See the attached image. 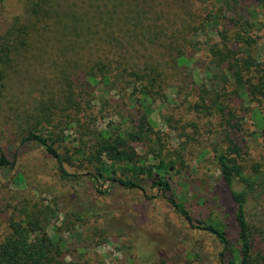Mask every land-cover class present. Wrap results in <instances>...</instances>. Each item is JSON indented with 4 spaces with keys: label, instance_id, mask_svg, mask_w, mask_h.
Masks as SVG:
<instances>
[{
    "label": "trees",
    "instance_id": "obj_1",
    "mask_svg": "<svg viewBox=\"0 0 264 264\" xmlns=\"http://www.w3.org/2000/svg\"><path fill=\"white\" fill-rule=\"evenodd\" d=\"M164 1L168 0H38L26 9L24 23L0 32V100L34 41L44 45L47 55L51 51L64 60L59 73L67 89L57 99L55 109L66 118L72 117V108L76 111L67 126H81L80 114L92 109L98 98L103 113L110 102L103 100L101 87L107 93L115 91L123 100L116 104L136 110L132 114L136 117L134 124L126 128L112 121L98 129L89 123L93 112L85 115L89 121L83 124L85 131L75 146L74 157L86 163V172L73 174L66 169V161L70 163L72 156L63 157L56 147L57 125L53 120L59 118V113L50 106H43L41 112L36 106L25 127L16 132L20 146L34 144L55 159L56 170L67 186L88 176L98 193L108 194L109 186L144 190V184L149 183L192 228L219 240L224 247L220 255L226 262L230 241L225 226L196 218L173 191L169 174L177 170L178 160L167 157L164 149L151 152L155 154L153 160L138 152V144L161 143L150 107L160 100L169 101L171 79L180 80L177 85L182 82L175 76L181 72L177 66L190 61L186 52L190 35L209 29L219 39L209 49L211 60L206 73L210 85H199L201 96L193 107L214 122L207 152L214 156L220 179L236 206L240 264H264V246L257 241L259 228L248 212L254 201L255 207L264 203V171L259 164L245 162L238 139L244 125L234 104L236 100L241 106L249 104L248 112L260 120L258 127L264 139L262 114L258 106L251 107L264 100V68L251 54L257 40L249 35L258 24L255 14L264 17V0H176L168 10ZM197 3L205 11L199 25L180 12L185 4L188 8L184 11L191 13L192 5ZM240 44L245 48L239 50ZM162 51L164 58L155 57ZM241 53H247V57ZM82 103L88 107L83 108ZM121 111L116 107L114 113L122 119ZM15 167L0 142V182ZM23 177L18 174L16 178ZM12 208L10 216H0V264H69L65 261L66 241L54 221L62 215L69 226L77 229L94 217L79 205L63 211L56 204L44 207L29 199Z\"/></svg>",
    "mask_w": 264,
    "mask_h": 264
},
{
    "label": "rangeland",
    "instance_id": "obj_2",
    "mask_svg": "<svg viewBox=\"0 0 264 264\" xmlns=\"http://www.w3.org/2000/svg\"><path fill=\"white\" fill-rule=\"evenodd\" d=\"M37 1L0 0V32L5 33L17 23H24L26 9ZM175 2L164 1V8L170 9L168 7L174 6ZM187 8L184 4L181 15L199 25L205 11L199 3L192 5L191 13L185 12ZM254 20L258 24L249 35L257 40V45L251 54L264 68V17L255 14ZM190 36L189 47L186 48L190 61L182 66L175 65L181 69L175 75L181 78V85H177L180 80L171 79L173 87L167 89L169 101L160 100L150 107L153 110L152 119L157 123L156 130L161 132V143L156 146L138 144V152L145 159L153 160L155 154L151 152L164 149L167 157L178 160L177 170L169 174L176 197L199 220L225 226L230 241L225 261L234 260L240 264L236 206L220 179L214 156L207 152L214 122L193 107L201 96L199 85H210V77L206 73L211 60L209 49L219 39L209 29L197 30ZM241 47L245 48L240 44L239 50ZM30 50L12 73L7 93L0 100V142L7 156L16 163L15 169L2 177L0 182L1 218L10 216L12 206L25 199L38 201L44 207L56 204L63 211L79 205L82 211L85 209L94 214L91 223L77 229L69 226L62 215L54 221L66 241L65 261L69 264H226L220 255L224 247L219 240L208 232L192 228L149 183L144 184V190H128L106 184L104 186H109V193L100 194L88 176H83L78 178L79 182L71 184L75 187L72 188L62 183L56 170L57 162L42 148L34 144L20 146L16 132L24 128L35 114L36 106L39 112L43 106H50L59 113L55 109L59 103L57 99L67 89L59 73L64 62L62 55L55 57L51 51L47 55L44 45L36 41ZM163 52H157L155 57L164 58ZM240 56L247 57V53ZM101 88L103 100L110 102L103 113H100L102 102L97 97L98 101L91 105L93 108L80 114L81 126H67V121L75 116L73 108L71 118L59 113V118L53 120L57 125L54 132L58 138L56 147L59 153L63 157L72 156V161H66L65 165L70 173L80 174L87 170L86 163L74 157L75 146H78L85 131L83 124L89 121L85 115L93 112L89 123L95 124L98 129L105 128L112 121L126 128L134 124L136 117L132 114L136 110L130 111L122 104H116L123 102L117 93H107ZM234 104L244 125L238 139L243 147L245 162L248 165L259 164L264 171V139L258 127L261 122L248 112V103L241 106V102L236 100ZM82 106L85 109L88 107L84 103ZM257 106L264 122V100L260 105H251L252 108ZM116 107L122 110V119L120 114L115 115ZM18 174H23V179L16 178ZM254 204L255 201L249 205L248 212L259 228L257 241L264 246V203L256 207Z\"/></svg>",
    "mask_w": 264,
    "mask_h": 264
}]
</instances>
